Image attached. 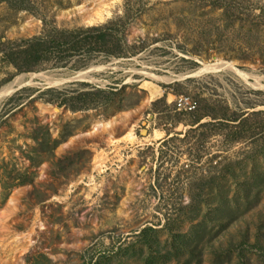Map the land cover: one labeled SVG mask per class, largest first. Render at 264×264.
Masks as SVG:
<instances>
[{"label":"rangeland","instance_id":"374dc122","mask_svg":"<svg viewBox=\"0 0 264 264\" xmlns=\"http://www.w3.org/2000/svg\"><path fill=\"white\" fill-rule=\"evenodd\" d=\"M29 1L0 40L120 49L0 55V264H264V0Z\"/></svg>","mask_w":264,"mask_h":264},{"label":"trees","instance_id":"16d2710c","mask_svg":"<svg viewBox=\"0 0 264 264\" xmlns=\"http://www.w3.org/2000/svg\"><path fill=\"white\" fill-rule=\"evenodd\" d=\"M9 4L22 2L28 9L29 0H0ZM264 17V13H263ZM118 22H110L103 26L80 27L72 30L52 29L49 36H37L20 42H4L0 40L1 59L12 65L19 73L33 71L40 67L50 53L55 54L56 63L65 62L81 52L100 51L106 54H118L120 41L114 40V27ZM87 95V94H86ZM80 99V98H77ZM72 109L82 106L72 104Z\"/></svg>","mask_w":264,"mask_h":264},{"label":"bare ground","instance_id":"6f19581e","mask_svg":"<svg viewBox=\"0 0 264 264\" xmlns=\"http://www.w3.org/2000/svg\"><path fill=\"white\" fill-rule=\"evenodd\" d=\"M98 19H101V18L98 16ZM214 66H215V67H226V68H232L229 64L227 65V63H226V64H223V63L220 64V63H219L218 65H214ZM211 67H212V66H210V67L208 66V67H206L205 69L207 70V69H210ZM87 73H88L87 71H86V72H82V73L79 74V76L83 78V77H85V76L87 75ZM80 77H79V78H80ZM16 82H17V81H16ZM11 86H12V84L9 85L7 88L3 89V90L1 91L2 94L6 93L7 90H8ZM9 90H10V89H9ZM0 96H1V95H0ZM1 98H2V97H1Z\"/></svg>","mask_w":264,"mask_h":264},{"label":"built area","instance_id":"2783aa9c","mask_svg":"<svg viewBox=\"0 0 264 264\" xmlns=\"http://www.w3.org/2000/svg\"><path fill=\"white\" fill-rule=\"evenodd\" d=\"M188 104H190L188 99H186V98L184 99V97H180V99H178V101H177V105H178V107H180V109L184 108V106L188 105Z\"/></svg>","mask_w":264,"mask_h":264}]
</instances>
